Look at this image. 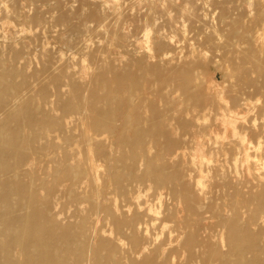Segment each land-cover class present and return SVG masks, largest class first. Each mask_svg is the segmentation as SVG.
Returning a JSON list of instances; mask_svg holds the SVG:
<instances>
[{
	"label": "bare ground",
	"instance_id": "1",
	"mask_svg": "<svg viewBox=\"0 0 264 264\" xmlns=\"http://www.w3.org/2000/svg\"><path fill=\"white\" fill-rule=\"evenodd\" d=\"M142 1L138 0L140 3H145ZM153 1L148 2L153 3L154 6L156 3ZM253 1L255 0L251 2ZM92 3L96 5L97 2ZM108 4L111 5V3ZM1 5L4 8L8 7L6 2ZM98 5L95 8L101 4ZM112 7L115 8V6ZM121 11L123 12L122 9ZM1 14L3 15V12ZM19 14L17 13V16ZM80 14L83 15V13L76 15ZM123 14L118 11L114 12L113 28L109 27L106 31L109 47L119 48V51L123 50L119 52L121 59L110 57V50H107L109 47L106 48L108 53L98 47L97 50L94 46L93 50L96 52L91 54L93 45L90 47L91 50L86 52L87 45L77 46L76 40L73 46L75 48L77 46L76 49L79 52L82 51V54L78 53L83 59L80 57L82 59L80 68L79 70L76 68L78 71L73 72L74 74L70 73V70L75 69L74 67L66 68L64 61L65 67H61V64L52 61V58L50 61L45 62L44 60V63H41L43 65L41 70L32 72L30 76H24L27 73L13 66L20 61L23 64L25 58L21 51L12 50L16 47L11 49L10 55L5 56V60L0 58V264H264V243L259 244L261 238H258L262 232L259 229L258 233L251 229L252 227L250 228L247 222H242L243 216L238 213L246 203L253 205L256 202L252 216L246 218L248 221L254 220L264 210L262 209L264 194L259 199H254L250 195L245 196L242 202L244 205L242 207L235 205L232 209V213H236L234 216L223 214L219 217L217 220L219 224H217L222 226V233L219 235L220 238H211L213 235L211 236L210 227L207 223L206 225L202 223L201 217L202 210L206 208L201 201L207 197L203 200L200 198L201 194L206 191H203V187L212 171L211 164L198 166V175L195 180L194 175L191 177L185 166L180 164V159L184 156L179 151L182 145L185 146L191 142L193 145L191 156L194 152L198 157L203 148H208L209 145H216L208 150L211 155L217 154L219 151L217 148L222 146L219 139L224 140L227 137H225V132L220 135L215 133V122L220 120L224 124L233 123L238 119L236 117L239 116V109L243 110L248 102L247 98L243 97L247 89L264 96V62H262L264 60L261 61L257 51L255 52L256 49L251 50L259 44L260 36L253 34L251 30L242 32L237 28L234 29L235 23L234 25L230 23V31L224 35V41L222 40L223 43L219 47L229 50L230 55L228 54L227 60L230 65L226 64L225 71H230L229 79L233 81L228 83L225 89L219 91L220 88L217 90L214 88L215 85L211 86L214 83L211 81L209 86L204 87V83L200 81L201 72L197 71L196 64L191 62L194 56L197 60H204V50L203 54L194 50L193 57L190 52L183 58H176L166 53L165 46L168 43L165 44V41L158 43L154 38L157 42V52L148 54H155L148 58L156 59L157 64L149 68L145 67L144 59L146 58L143 53V57L132 56L141 42L133 46L131 37L124 35L126 34L124 25L127 19L123 18L125 17ZM97 16L91 12L85 17L93 21L101 15ZM181 16L183 17L182 14ZM27 17L25 21L28 20ZM161 17L166 19L164 16ZM19 18L23 19L24 24L25 17L22 18L20 15ZM133 21L130 20L131 23ZM163 22L162 20V25H164ZM67 23L69 26V22ZM164 23L168 24L167 21ZM86 24H88L87 20ZM146 25L152 26V22ZM157 26L159 27L158 23L155 28ZM72 27L75 29L76 26ZM101 27L103 29L106 26L104 24ZM101 27H99L100 31ZM161 27L160 29H163ZM30 28H32L31 25L28 29ZM76 28L79 29V27ZM78 29H76L77 32ZM166 29L170 31V28ZM82 31L84 32L83 28ZM82 31L79 34H83ZM88 31L91 33L94 30L89 29ZM100 31L98 35L103 34L102 32L99 34ZM144 32L148 34L147 30ZM4 34L5 32L2 35L6 38H3L7 39ZM60 34L59 36H62V33ZM73 34L72 32L71 35ZM76 35L79 42L78 33ZM211 35L207 36L206 44L210 51L219 48L213 44L215 36ZM19 37L22 38L21 35L16 36L17 41ZM184 38L187 39L185 36ZM62 39L64 41V38ZM232 39H238V42L234 43ZM10 40H8L9 48L15 45V41ZM65 43L63 45H67ZM243 43L246 47H250L246 52L244 51V54L240 49V44ZM148 45L145 48L146 52L151 50ZM155 45L152 44L154 47ZM129 47H133L134 51L129 52ZM142 48L144 47H140L138 52H141ZM262 52L264 51H261V54ZM7 53L2 52L0 57ZM110 53L115 54V51H110ZM130 53H132L131 57L127 58ZM74 55L77 56V54ZM125 55L127 57L123 59ZM223 56L225 59L226 55L223 54ZM72 57H74L73 54ZM27 67H30V64ZM120 68L123 70H119ZM56 71L57 75H55ZM144 71L152 80L148 87L146 86L147 81L142 80L148 78L147 76L142 78L141 74ZM251 74H255V77ZM48 86L53 87L52 95L55 100H50L47 92ZM246 93L248 94V91ZM156 98L157 102L154 104L152 100ZM225 100L229 102L225 104ZM249 102L251 104V101ZM222 113L226 115L221 116ZM231 137L240 140L244 136L242 137L240 128L236 126ZM60 140L63 141V145L59 146V142L62 143ZM260 145L261 143L258 147ZM213 149L214 152L211 151ZM217 171L218 169L214 170L215 175H219ZM192 178L193 181H191ZM178 194L188 199L183 207L187 213L185 216L189 219L184 217L178 225L167 227L165 224L174 218L176 212L174 213L173 208L165 202L168 199H175L179 196ZM191 215L199 219L197 222L194 221L196 223L195 232L187 230L191 228ZM260 215L259 219L264 222V216ZM212 216L214 217V214ZM217 217L214 219H218ZM153 223L160 224V231L149 232L148 226H153V229L156 227ZM99 224H105L109 228L108 235L99 229ZM173 233L176 235L175 238H172ZM174 242H177L176 246L170 249V245ZM179 250L183 252L180 256H178ZM150 253H155L156 256L152 257ZM176 259L180 260L176 262Z\"/></svg>",
	"mask_w": 264,
	"mask_h": 264
},
{
	"label": "rangeland",
	"instance_id": "2",
	"mask_svg": "<svg viewBox=\"0 0 264 264\" xmlns=\"http://www.w3.org/2000/svg\"><path fill=\"white\" fill-rule=\"evenodd\" d=\"M1 1H0V4L5 3V2H6V4L8 3V7L4 8V6L3 7H2V5L0 6V37H1L0 40L3 42V43H1V41H0V50H2V52H5V53L8 52V53L6 55H3L4 57L1 56L0 58H3L5 60V56L10 55L12 48H15V47L18 48L17 50H15L16 48L12 49V50L13 51H21L25 57L24 58L25 61L23 60V64L21 63L22 61H20V62H18V64H14L13 66L18 68V70L20 69V71H22V72L24 71V73H27L24 76H26V75L30 76V74L32 72L41 70L42 66H43L42 64L44 63V60H45V62H47V60L50 61V60H52V58H53L52 61H55L59 65L61 64L60 65L61 67L62 66L63 67L66 66V68L67 67L69 68V66H70V68L74 67L75 69H73V71L70 70V73L71 74L76 73L80 68V60L82 61V59H83L81 57L82 55H80V54H82L81 53L82 51L80 50V52H79V50L76 49V48H78L77 47L78 45L80 46V44H81V46L87 45L86 52H88V50L90 51L92 48V50L90 51L91 54L93 52H96V50H93L94 46H95L96 47L95 49L98 50V48H101V50L103 52H105L107 50L108 51L110 50L111 52L115 51V54L110 53V51H109L110 57H112V58L116 57L117 59H121L119 57V52H123V50L120 49V51H119V48L109 47V43H107V40H106L108 38L107 37L108 35L106 32L107 29L109 30V27H110V29H112L113 24L115 23L114 12H116V11L121 12L122 14L125 12V14H123V15H125V17L123 16V18L127 19L125 21L127 26L124 25V30L126 32V34L124 33V35L131 37L130 40L131 41L133 40L132 41V44H134L133 46H135L136 43L138 44V42L142 43L143 46L141 45V43L138 44V47H137L138 50L140 47H144V48L140 49L141 52L140 51L138 52V50H136L135 53H133V54L130 53V55L128 57H127V55H125V58H123V59H126V57L130 58L131 54H132V56L135 55L136 56V57L134 56L135 58H139V56L143 57L142 55L144 54V57L146 58V59H144V61H146V62H144V66L146 65L145 67L149 68V67H152L153 65H156L157 64L156 59L153 58L154 59L153 60L152 57L148 58V56H153V55L155 56V54H153V55H148V54H150L152 52L153 53L157 52V44H156L157 42L156 41H158V43L164 42V41H165L164 42L165 44L168 43L167 44L168 47L165 46L167 49V50H165L166 53H169V54L173 55L174 57L176 56V58H181V57L183 58L186 55H188V53H190V52H191V57H193L192 53L195 54V51L200 53L204 50L206 52L205 53L203 51L204 54L202 52L203 56L205 57L204 60H197L195 58V56L193 58H191V62H193V64H196L195 65L197 67L196 70L201 72V75L203 74L202 76L200 75V81L204 83V87L209 86L211 84L209 82L211 81V82H214L213 85L211 84V86L215 85L214 88H216L217 90H218V88H220L219 91H222L223 89H225L224 87L226 85H229L228 83L233 81V80L229 79V72L230 71L229 70H227L228 72L225 71L226 64L230 65V62H228V60H227V57L230 55L228 52L229 50H227V49L223 50V48L219 47L220 45H222V43L224 41V38H223L224 35H226L230 31L229 30L230 29V23L233 25L235 23L234 29L237 28L238 30H241L242 32L243 31L246 32L248 30L249 31L251 30L252 32H254L253 34H257L258 36H260L258 42L261 46L258 47L259 44H257V47L252 48L251 50L256 49L255 52L257 51V54L260 57L261 61L264 60V52H262V54H261V51H264V44H262V43H264V40H262V39H264V0H257L258 2L256 0L253 2H251L252 0H229V1L228 0H177V2H176V0H155V1L151 0V2L153 1L154 3H156V4H154V6L152 5L153 3L148 2L150 0H143L142 1V2H145L146 4L140 3V2H138V0H131V1L130 0H122V1L121 0H118V1L117 0H109V1L107 0V3H106V0L105 1L104 0L103 1L102 0H100V1L99 0H97V1L96 0H90V1L85 0L87 3L84 2V0H58V1L57 0H53V1L52 0H15V2H13V3H12L13 0H6V1L3 0L4 2H1ZM48 1H50L51 3H49ZM80 1H81V4H80ZM171 1H173V3ZM248 1H250L251 3ZM92 2H95V3L97 2L99 5L100 4L101 5L99 6L97 3H96V5H94V3H92ZM122 2L124 5L122 4ZM124 2L126 3V5ZM137 2H138V5H137ZM165 2H167V3H165ZM108 3H111V5ZM118 3L119 4L121 3L122 5L118 6L119 5ZM53 4H56V6L55 5L53 6ZM82 4H84V6ZM87 4H88V6H87ZM102 4L105 6H103ZM106 4H108L107 7H106ZM9 5L10 6L12 5L11 6L12 8H10ZM97 5L100 7L101 10L99 9V7L95 8V6H97ZM112 6H115V8ZM116 6H117L118 10H115V9H117ZM124 6H125V8H124ZM162 6H163V9H162ZM52 7L53 8L56 7V9L54 8L55 10H53ZM89 7H92V8L90 9ZM150 7H152L151 9H153V10H151ZM13 8H14V10H13ZM97 8H98V10H96ZM164 8L166 11L164 10ZM103 9H104V11H102ZM121 9L123 10V12L121 11ZM4 10H6V11H4ZM10 10H11V12H13V11L14 12L11 13ZM1 11L3 12V15L1 14L2 13ZM169 11H171V13ZM91 12L97 14L98 16L101 15L97 19L98 21L97 20L91 21L89 18L88 19L86 18L89 13L91 14ZM128 12H129V14H128ZM173 12H174V14H172ZM176 12H177V14H176ZM178 12H179V14H178ZM17 13H20L19 16H17ZM53 13L56 16H54ZM73 13L74 14L75 13L76 14L77 13L78 14L83 13V15L80 14L81 15L80 16V15L75 14L76 15L75 16ZM133 13H134V15H133ZM135 13L137 15H140V16L138 17L137 15H135ZM167 13H169L168 15L170 17L167 15ZM180 13L183 15V17L181 16ZM219 13H220V15H219ZM65 14H67L68 16ZM148 14H149V16H148ZM20 15L22 16V18L25 17V19H24L25 25L22 22L23 19L21 20L19 18ZM63 15L65 16V17H63L64 19L61 17ZM106 15H107V18H106ZM109 15H110V17H109ZM128 15H129L130 19H129V17H127ZM171 15H173V17ZM37 16H38V18H37ZM145 16L148 18L145 19L146 18ZM161 16H164V18H166V19H163ZM221 16H224V17H221ZM26 17L28 19L27 21H25ZM74 17H75V19L72 20V18H74ZM140 17H143V18L141 19ZM153 17H155V18L152 19ZM190 17H192L194 21ZM6 18H7V20H6ZM33 18H35V19H33ZM60 18H62V19H60ZM68 18H69V20H67ZM139 18H140L141 22H140ZM179 18L181 21L179 20ZM222 18H225V19L223 20ZM247 19H248V21H247ZM55 20H57V21H55ZM76 20L78 22V25H77V22H75ZM86 20L88 21V24H86ZM101 20L104 23H102ZM130 20H131V22L134 20L133 23H131ZM154 20H156V21H154ZM162 20L164 22L167 21L168 26L165 25L166 23H164V22H163L164 25H162L161 24ZM237 20H239V21H237ZM59 21H61V23ZM62 21H64V22H62ZM82 21L84 22L83 23L84 25L82 24ZM112 21H114V22H112ZM244 21L247 24H245ZM27 22H28L29 26L30 25L32 26V28L28 29L29 26H27L28 25ZM66 22H69V26H68V23L66 24ZM94 22H96V23H94ZM134 22H136V23H134ZM151 22H152V26L151 25H146L147 27L145 26V24H151ZM173 22H175V24ZM251 22H252V24H251ZM4 23L5 24L8 23V24L4 25ZM36 23H38V24H36ZM70 23H72V24H70ZM92 23H93V25H91ZM157 23H158L159 27L157 26V28H155ZM242 23H244V24H242ZM34 24H36V25L33 26ZM56 24H58V25L56 26ZM94 24L97 28L94 26ZM97 24L99 26H97ZM104 24L106 27L108 24L109 25L107 28L103 27V29H102L101 26H103ZM132 24H133V26H132ZM22 25H23V27H22ZM128 25H129V27H128ZM161 25H162V27H161ZM238 25L242 28L238 27ZM2 26L3 27L5 26V27L3 28ZM72 26L79 27V29L76 27L74 29V27H72ZM153 26H154V28H153ZM187 26H188V28H187ZM217 26H220V27L217 28ZM10 27H13V28L11 29ZM71 27L74 30L71 29ZM99 27H101L100 28L101 31L99 30ZM134 27L139 29V30L135 29ZM160 27L163 29H160ZM254 27H255V29H254ZM2 28H3V30H2ZM5 28H6V31H5ZM64 28L65 29L67 28V29L65 30ZM82 28H83L84 32L82 31ZM158 28H159L160 32L157 31ZM166 28H170V31H169V29L167 30ZM171 28L173 29V31H171L172 30ZM13 29L16 31L14 32ZM76 29H78V32ZM89 29H90V31H92V30H94V31L90 33L88 31ZM149 29L151 32L149 31ZM7 30H9V31L7 32ZM24 30H25V32H24ZM146 30H147L148 34H146L145 32L143 33V31H146ZM161 30H163L162 31L163 33L161 32ZM213 30H214V32H213ZM215 30L217 32H215ZM257 30L259 32H257ZM1 31H3V32H1ZM21 31H23V33ZM80 31H82L83 34H79ZM95 31H96V33H95ZM99 31H100L99 34H101V32L103 34L98 35L97 33ZM133 31H134V33H133ZM138 31H139V33H138ZM180 31L183 34L180 33ZM209 31L211 33H209ZM4 32H5V34H6V32L8 33V34H6L7 39L9 41H11L10 39L14 40L15 45H17L18 47L15 45H13V47H11V48L8 47L9 46L8 43L10 44V42L7 39H5L6 38L5 36L2 35ZM11 32H14V33L11 34ZM28 32H32V33H28ZM68 32H69V34H68ZM72 32L74 33L73 35H71ZM156 32H157V34H156ZM218 32H220L222 34V37H221V34H219ZM224 32H225V34H223ZM24 33H25V35H24ZM60 33H62V36H59V35H61ZM77 33H78V37H79V42H78V38L76 35ZM104 33H105V35H104ZM131 33L134 36V38L131 35ZM142 33H143V35H142ZM212 33H215L216 35H214ZM64 34H68V35H64ZM184 34H186V35H184ZM18 35L22 36V38L21 37L18 38L19 41H17V39H16V36L18 37ZM92 35H94L95 37ZM137 35H139V36H137ZM146 35L148 38L146 37ZM162 35L165 36V38ZM182 35H183V37H182ZM209 35L215 36L213 44L215 46L219 47L218 49H215V50L213 49L211 51L208 50L210 48L206 44H207V39H208ZM88 36L89 37L91 36L90 37L91 40L89 39ZM104 36L106 38H102ZM159 36H162V38H159ZM184 36L187 39H185ZM3 37H5V38H3ZM140 37H142V39H140ZM62 38H64V41ZM81 38H84L85 40L81 39ZM138 38L141 41H139ZM154 38H156V41ZM170 38H171V40H170ZM23 39H26V40L24 41ZM101 39H103V40H101ZM146 39L147 40L149 39V41H147ZM203 39L206 41V43H205V41H203ZM60 40H61V42H60ZM74 40H76L78 43ZM169 40H170L171 44H170ZM5 41H7V42H5ZM82 41H84V42L82 43ZM91 41L92 42L94 41V43H92ZM103 41H105V42H103ZM145 41H147L148 43ZM166 41H168V42H166ZM232 41L234 43H236V42H238V39H234V40L232 39ZM63 42L64 43L66 42L65 44H67V45H63L64 44ZM75 42L77 45L76 48L73 46V44H75ZM87 42H88V44H87ZM100 42H102V43H100ZM144 42L149 44L148 48L150 47L149 49H151L149 52H146L145 48H147V46H146L147 44H145ZM218 42H220V43L218 44ZM21 43H22L23 47L21 46ZM106 43H107V46H106ZM152 44L153 45L156 44L155 45L156 49L154 46H152ZM3 45H4V47H3ZM92 45H93V47H91ZM139 45H141V46H139ZM52 46H53V48H52ZM65 46H67V47H65ZM151 46L154 47L153 48L154 50L152 49ZM206 46L208 47V49ZM175 47H177L176 50H175ZM248 47L249 46L246 47V44H244V43L240 44L241 53L244 54L247 51V49L250 48V47L249 48ZM103 48H104V50H103ZM106 48H108V49L106 50ZM132 48L129 47V50H130L129 52L134 51ZM74 49H75V51H74ZM144 49H145V51H143ZM172 50H174L175 52H173ZM108 51L105 53H108ZM147 51H148V49H147ZM167 51H169V52H167ZM170 51H171V53H170ZM207 51H208V53H207ZM2 52L0 51V55L2 54ZM90 52H89V54H90ZM116 52H117V54H116ZM136 53L139 55H137ZM225 53H227V54H225ZM72 54L74 57H72ZM74 54H77V56H75ZM206 54H208L210 56H208ZM223 54L226 55L225 59L223 58L224 57ZM259 54H261L262 56ZM112 55H115V56H112ZM212 55H214V56L212 57ZM206 56H208V57H206ZM214 57H216V58H214ZM54 58H56V59H54ZM42 59H43V62H42ZM149 59L153 62H151ZM6 60L8 61V58H6ZM59 60L61 63L59 62ZM130 60H132V59H130ZM63 61H64V63H66V65L63 63ZM74 61L76 62L75 64H74ZM71 62H73V64ZM262 62H264V61H262ZM29 64H30V67H27V65L29 66ZM148 64H149V66H148ZM24 65H26V66H24ZM231 68H234V67H231ZM198 69H200L201 71ZM25 70L28 72H26ZM119 70H123V69L120 68ZM56 72H53V73L55 74ZM57 74H58V72L55 75H57ZM141 75H142V78H146V76H147L145 71L142 72ZM251 76L255 77V74H251ZM75 77H76V75H75ZM146 79H142V80H143V82L147 81L148 84L146 86L148 87V85H151L152 80H151V77H148ZM226 79H227V82H226ZM217 84L222 85L223 87L222 86L220 87ZM47 90L46 91L50 95V100H55L54 96L52 95L53 87L48 86ZM247 91H248V94L246 93ZM249 93H251L252 95ZM243 97L247 98L248 102H247V105L244 106L243 110L239 109V116L236 117L238 119H236L233 123H225L224 124L220 120L215 122V126H214L215 133H217V134L219 133V135H220V134L225 132L226 133L225 137H227V139H224V140L219 139V142L221 143L220 145H222V146L219 149L217 148V151L219 150L217 154H215V153L213 155L210 154L208 149L216 147V145L215 146L209 145L208 148H203L202 152L198 155V157L196 156V154L194 152H192V156H191V151L193 150V145L191 144V142H188L185 146L182 145L181 149L179 150L181 153H183V156H184L180 159V164H183L185 166V168L189 171V174H191V177H192V175L195 176V177L193 176V178L195 180L197 179L196 175H198L197 174V167L202 166V165L207 164V163L211 164L212 171H210V174L208 175V177L206 178V180L204 182L205 188L203 187V191L204 190H206V191H204V193H202L201 194L202 196L200 197L202 200L207 197L206 199L201 201V203H203L206 206V208L203 209L201 212V214H202L201 217L203 220L202 223H204V224L207 223V226L210 227L211 236L213 235L211 238H220L219 235L222 233V226L218 225L219 221H217V220H219V217H222L223 214H225L224 216H230L231 214H233L232 216H234L236 213L235 214H234V212L232 213V209L234 208L235 205L242 207L244 205L242 202L244 201L245 196L250 195L251 197L253 196L254 199H256V198L259 199L260 196L262 194H264V96H261L260 94L258 95V93L256 94V92L254 93L253 91H251V89H247L245 91ZM249 97H251V98H249ZM152 101L154 102V104H156L157 98L152 100ZM225 101H224L225 104H227L229 102V100H225ZM249 101H251V104ZM224 115H226V113L221 114V116H224ZM236 126H238L240 128V131L242 133V137L244 136L243 139L239 140L238 138L231 137V133L233 132V130ZM74 133H76V132H74ZM61 142L62 143L59 142V144H58L59 146H60V144L63 145V141H61ZM56 143H58V141ZM260 143H261V145L258 147V144H260ZM211 151L214 152V149ZM208 159H209V161H208ZM191 168H193V170H191ZM216 169H218L217 172L219 175H215L214 170H216ZM193 178L191 179V181L194 180ZM222 185H224V186H222ZM209 192L211 194H209ZM150 193L152 194V192H150ZM179 196L176 197L175 199L174 198L170 199V200L168 199V201L166 200V202H165L166 205L173 208L174 213L176 212L175 213L176 215L174 214V218L171 219L170 222L165 224V225H167V227H169V226L173 227L175 225H178L179 222H181L184 217L188 218V216H185L187 213L184 211V207H183L186 204V201L188 199L185 198L186 196H183V197H181V195H179ZM167 202L170 204H168ZM255 203L253 204L254 206L252 204L246 203L243 206V208L239 210L238 213H240L243 216L242 222H247L248 226L250 228L252 227L251 229H253L254 231H257L258 233H259V229H260V232H262L259 234V237H258V238H261L259 240V244H260V242L264 243V235H261V234H264V228H262V227H264V222H261V220L259 218L261 217L260 214H262V216H264V210H262L261 213L259 215H257V217L254 220L248 221V219H246L249 216H252V213L254 212V210L256 208ZM219 205H223V206L219 207ZM174 206H175V208H174ZM247 206H249V208ZM262 209H264V207H262ZM212 212H214V213H212ZM218 213H219V215H218ZM248 213H249V215H248ZM213 214H214V217L212 216ZM217 215H218V217H217ZM205 216H208V217H205ZM215 217H217L218 219H214ZM197 220H199L197 218V216L191 215V228H187L188 231L195 232L196 223H194V221L197 222ZM70 221H71V219H70ZM174 222H175V224H174ZM153 224H155V223H153ZM215 224H217L218 227L215 226ZM147 225H149V224H147ZM155 225H156V227L154 229H153V226L152 227L148 226L149 227L148 230L150 233H152L154 231L155 232L160 231V229H161V227L159 226L160 224L157 223ZM98 227L101 231H103V232L105 231L104 233H106V234L108 233L109 228L105 224L104 225L99 224ZM216 230H218V232ZM175 233H173L172 238H175V236H176ZM176 244H177V242H174L173 244H171L170 249L172 247H175ZM223 250H225V248H223ZM182 253H183L182 250H179L178 256H180ZM150 255L152 257L156 256L155 253H150ZM179 260L180 259H176V262H178Z\"/></svg>",
	"mask_w": 264,
	"mask_h": 264
}]
</instances>
